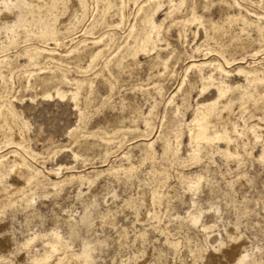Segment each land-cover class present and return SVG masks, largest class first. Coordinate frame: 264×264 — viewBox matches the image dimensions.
I'll return each instance as SVG.
<instances>
[{
    "label": "rangeland",
    "instance_id": "374dc122",
    "mask_svg": "<svg viewBox=\"0 0 264 264\" xmlns=\"http://www.w3.org/2000/svg\"><path fill=\"white\" fill-rule=\"evenodd\" d=\"M67 1L0 0V264L44 252L50 262L84 252L86 264H264V82L238 70L264 74V0H183L172 13L181 0H83L81 14ZM207 51L204 74L233 87L208 132L229 139L195 150L186 122L217 92L199 94L196 70L179 87ZM7 111L24 149L1 132ZM177 138L176 158L164 155Z\"/></svg>",
    "mask_w": 264,
    "mask_h": 264
},
{
    "label": "bare ground",
    "instance_id": "6f19581e",
    "mask_svg": "<svg viewBox=\"0 0 264 264\" xmlns=\"http://www.w3.org/2000/svg\"><path fill=\"white\" fill-rule=\"evenodd\" d=\"M6 1V0H5ZM65 1V0H64ZM67 1V0H66ZM134 1V0H133ZM2 2V1H1ZM68 2V1H67ZM160 2V1H159ZM183 2V0H181V1H179V3H171L170 4V9H169V13H172V12H174V10H176V9H178L179 8V6H180V4ZM3 3V2H2ZM6 3V2H5ZM148 3V2H147ZM146 3V4H147ZM11 4V3H10ZM104 4V3H103ZM7 5H9V3L7 4ZM7 5H5L6 7H7ZM72 5V4H71ZM73 5H75V7H74V9L76 10V11H78V13L80 12V14L82 13V12H84L83 10H84V1L83 0H79V3H75V4H73ZM73 5H72V9H73ZM86 6V5H85ZM106 6H108V4L106 5ZM159 7L160 5H159V3H157L156 4V7ZM10 7V6H9ZM68 7V6H67ZM155 7V6H154ZM157 7V8H158ZM8 8V7H7ZM63 8V7H62ZM105 8V7H104ZM121 8V7H120ZM73 9V10H74ZM140 9H141V7H140ZM147 9V8H146ZM75 10H74V12H75ZM3 11H5L6 12V10H3ZM104 12V11H103ZM14 13V12H13ZM192 13V12H191ZM50 14V13H49ZM56 14V13H55ZM74 14V13H73ZM7 15V14H6ZM56 16V15H55ZM77 16V15H76ZM193 17H194V14L192 15ZM237 16V15H236ZM13 17V16H12ZM47 17V16H46ZM153 17V16H152ZM152 17H151V19H152ZM195 17H196V15H195ZM200 17V16H199ZM199 17H197V18H199ZM232 17L234 18V16L232 15ZM260 17V16H259ZM1 18H3V16H2V14L0 13V19ZM43 18V17H42ZM69 18V17H68ZM147 18V17H146ZM146 18H145V21H146ZM197 18H195V19H197ZM201 18V17H200ZM242 18V17H241ZM4 19H6V18H4ZM48 19V18H47ZM163 19V18H162ZM202 19V18H201ZM227 19H229V18H227ZM46 20V19H45ZM57 20V19H56ZM233 20V19H232ZM232 20H230V22L232 21ZM19 21V20H18ZM36 21V20H35ZM55 21V20H54ZM53 21V22H54ZM149 21V23H151V25H147V26H151V28L153 29L152 31H154V29H156L157 28V25L154 23V21L153 20H148ZM148 21H146V22H148ZM201 21V20H200ZM199 21V22H200ZM209 21V20H208ZM31 22V21H30ZM216 22V21H215ZM214 22V23H215ZM226 22H229L228 20H226V21H224V23H226ZM239 22V21H238ZM241 22V21H240ZM253 22V21H252ZM213 23V22H212ZM35 24H37V23H35ZM162 24V23H161ZM217 24H221L220 22L219 23H217ZM242 24V23H241ZM39 25V24H38ZM41 25V24H40ZM211 26H213V28H217V25H215V24H210ZM12 26V25H11ZM36 26V25H35ZM146 26V27H147ZM222 26H224V25H222ZM27 27V26H26ZM38 27V26H37ZM42 27V26H41ZM218 27H219V25H218ZM221 28V27H220ZM219 28V29H220ZM247 28V27H246ZM263 28V27H262ZM261 27H260V29H259V33L261 34V41H262V43H263V40H264V30L262 29ZM50 29V28H49ZM131 29V28H130ZM129 29V30H130ZM150 29V28H149ZM157 29H159V28H157ZM224 29V28H223ZM244 29V28H243ZM40 30H42V29H40ZM40 30H39V32H40ZM44 31L46 30V29H43ZM205 30H206V28H205ZM215 30V29H214ZM217 30V29H216ZM27 31V30H26ZM142 31V30H141ZM149 31V30H148ZM220 31V30H219ZM222 31V30H221ZM38 32V33H39ZM42 32V31H41ZM40 32V33H41ZM49 32H50V30H49ZM144 32V31H143ZM150 32V31H149ZM217 32V31H216ZM243 32V31H242ZM43 33V32H42ZM45 33V32H44ZM46 33H48V32H46ZM35 34V33H34ZM49 35H50V33H48ZM47 34V36H49ZM52 35V34H51ZM44 36H46V34L44 35ZM39 37H40V34H39ZM99 37V36H98ZM104 37V36H103ZM207 37V36H206ZM216 37V36H215ZM148 38V37H147ZM48 39V38H47ZM138 40V39H137ZM55 41V40H54ZM243 41V40H242ZM56 42V41H55ZM204 42V41H203ZM260 42V41H259ZM96 43V42H95ZM245 43V42H244ZM257 43V42H256ZM261 43V44H262ZM137 44H139V43H137ZM142 44V43H141ZM143 44H144V42H143ZM143 44L141 45V46H143ZM140 45V44H139ZM241 45V44H240ZM135 46H136V43H135ZM199 47V46H198ZM243 47V46H242ZM139 48V47H138ZM145 48V47H144ZM151 49H153V48H151ZM130 50V49H129ZM128 50V51H129ZM138 50V49H137ZM142 50V49H141ZM146 50V49H145ZM199 50V48H196L194 51H198ZM204 50V49H203ZM211 50V49H210ZM50 52H51V50H49ZM99 51V50H98ZM143 51V50H142ZM253 51V50H252ZM262 51V50H261ZM132 52V51H131ZM135 52V51H134ZM99 53L100 52H97V53H93L94 54V58H96L98 55H99ZM35 54V53H34ZM33 54V55H34ZM135 54V53H134ZM33 55H30L29 57L31 58V60L32 59H34L33 58ZM136 55V54H135ZM157 55V54H156ZM207 55H208V51H207V53H205L204 54V58H202V59H192L191 60V63H189L187 66H186V68H185V75H184V78L182 79V82H181V84H180V87H179V89H181L182 88V86H183V84L184 83H186L187 81V79H186V77H187V75H188V73H190V72H192V71H198V73H199V81L201 82V85H202V87H201V90H200V92H199V94L200 93H203V91H205V90H207V88H209V87H214L215 88V90H216V92H217V98L214 100V101H212V102H204V103H200V104H196V107H194L192 110H193V117H192V119H190V121H187L186 122V127H187V130H188V134H189V145L192 147V149H194V148H196L195 150H197V148L199 147V145L202 143V142H212V141H215V140H226V141H228V136H227V134H224V135H221L220 133H219V131L215 128V131H214V135H210L209 134V132H208V130H209V128H210V126H209V118L210 117H212L213 115H216V116H220V114L219 113H221V111L223 110H219V108H218V102H219V99H221L222 97H224L225 96V94L227 93V92H229V91H231L232 89H233V87H231L230 85H227L226 84V82H223L224 80H221V81H219V80H217V79H215L214 78V76H213V73H209L208 75H205L204 74V69H205V67L206 66H208L211 62H209V61H207ZM220 55V54H219ZM218 55V56H219ZM251 55V54H250ZM255 56L256 55V53L254 52V54H252V56ZM192 56H194V55H192ZM93 59V58H92ZM190 59V58H189ZM222 59V58H221ZM243 59V58H242ZM35 60V59H34ZM95 60V59H94ZM167 62V60H163V64H164V68L166 67V63ZM190 62V61H189ZM217 62V61H216ZM241 62H243V60L241 61ZM225 63L226 64H230V62L227 60V59H225ZM216 70L218 71V72H220L221 74H223V73H226V71H225V69L223 68V66L221 65V64H217L216 65ZM239 71H241V72H243L244 74H245V79H246V81H247V83L249 84V85H251V84H253V83H262V82H264V74H259L257 71H247L246 70V72H244V70L243 69H238ZM122 71V70H121ZM184 71V70H183ZM214 71V70H213ZM160 73V72H159ZM214 74H215V72H214ZM3 80V79H2ZM186 81V82H185ZM192 86V85H191ZM238 86V85H237ZM255 86V85H254ZM79 87V86H78ZM235 88H237V87H235ZM178 89V90H179ZM180 91V90H179ZM199 91V90H198ZM235 92V91H234ZM73 94V93H72ZM76 94V93H75ZM176 94V93H175ZM242 94V93H241ZM57 95L58 96H61V97H63V95L62 94H59V93H57ZM245 95V94H244ZM243 95V96H244ZM44 97H46L47 99H50V98H52L53 96L50 94V93H47V94H45L44 95ZM173 97L174 96H171V98L169 99V103L170 102H172L173 101ZM244 98V97H243ZM240 99V98H239ZM75 100V99H74ZM187 100V99H186ZM76 101V100H75ZM188 103V102H187ZM228 105V104H227ZM227 105L226 106H223V108H224V110H223V112L227 109ZM8 107V106H7ZM3 108H5V106L3 107ZM226 108V109H225ZM187 109V108H186ZM177 110H178V107H177ZM175 112V111H174ZM225 114H226V111L224 112ZM16 114V113H15ZM2 115H4V114H2ZM183 115V114H182ZM222 118H224L223 116H221ZM183 118H184V115H183V117H182V119H181V121L180 122H183L184 120H183ZM220 118V117H219ZM18 119V118H17ZM17 119H15V116H14V114H13V111L11 112V111H7V114L4 116V127H3V131H1V132H5V133H10L12 136L11 137H13V140L14 141H12V142H14V144H16V145H19L20 146V148L21 149H24V138H26V137H24V133H23V129H24V127L23 126H21V125H18L17 123H16V121H17ZM176 121H178V120H176ZM222 123V122H221ZM182 126V125H181ZM1 127V126H0ZM2 129V128H1ZM26 129V128H25ZM211 130V129H210ZM177 131V130H176ZM211 133H212V131H211ZM164 141V140H163ZM154 143V142H153ZM150 145H152V142L151 143H149ZM179 145H180V140H178V138L174 141V142H167V144L165 145V154L164 155H166V156H169V157H171V156H175V155H177L178 154V152H179ZM151 147V146H150ZM195 150H193L194 152H195ZM220 150V149H219ZM13 154H12V161H13V166H12V168L14 167V169H13V172H14V174H16L17 175V177L19 178V180L21 181V185H22V183L23 184H27V183H29L30 182V180H33L32 178L34 177L33 175H32V173L30 172V170H28V168L25 166L26 164H24V162H23V160L20 158L21 156H19L18 154H17V151L16 150H12L11 151ZM191 153V152H190ZM231 152L229 151V149L226 151V156L227 155H229V156H231ZM37 155V154H36ZM31 156H35V154H33V155H31ZM3 158V157H2ZM167 158V157H166ZM175 158H176V156H175ZM170 159V158H169ZM175 160V159H174ZM10 161V160H9ZM2 163V159L0 158V164ZM29 167V166H28ZM61 169V166H59L56 170H60ZM11 170V169H10ZM28 185V184H27ZM23 186V185H22ZM21 187V186H20ZM0 188H1V186H0ZM1 189H3V188H1ZM21 188H19V187H15V188H11V190H16V191H18V190H20ZM24 189V188H23ZM10 190V191H11ZM22 190V189H21ZM21 190H20V192H21ZM7 191V190H6ZM23 192V191H22ZM155 199V198H154ZM206 227V226H205ZM234 233V232H233ZM233 236V235H232ZM57 237V236H56ZM55 237V238H56ZM31 238V237H30ZM35 238V236L34 237H32L29 241H27L26 243H25V246L26 247H28L29 246V244L32 242V240ZM231 238V237H230ZM234 238H235V236H234ZM58 239H59V237H58ZM232 239V238H231ZM231 239H230V241H231ZM237 239V238H236ZM57 240V239H56ZM232 240H234V239H232ZM239 241V240H238ZM25 242V241H24ZM49 242V241H48ZM5 243V242H4ZM9 244V243H8ZM50 244V248H51V252H54V253H57L58 254V252H56V251H58V246H57V243L55 242V241H52V242H50L49 243ZM233 244H234V242H233ZM7 245V244H6ZM47 247H48V244L46 245ZM237 246V245H236ZM49 248V247H48ZM231 248V247H230ZM233 248V247H232ZM231 248V249H232ZM236 248V247H235ZM82 253V252H81ZM84 253V252H83ZM83 253L82 254H78V253H69V252H65V253H62V254H59V255H57V257H56V259H54V260H52L51 262L49 261V259H50V256H51V254H50V252L49 253H46V252H44L43 254H35V255H33V256H31L30 257V264H86V259H85V255H83ZM85 254V253H84ZM232 254H233V252H232ZM227 256V255H226ZM229 256H231V255H229ZM235 257V256H234ZM246 257V255H242L240 258H237V257H235V259H233V261L232 262H236V263H240L241 261H243V259ZM231 258V257H230ZM233 258V257H232ZM229 261H231V260H229Z\"/></svg>",
    "mask_w": 264,
    "mask_h": 264
}]
</instances>
